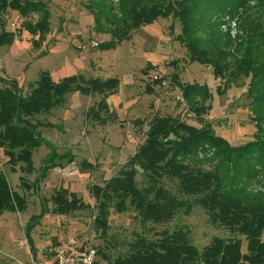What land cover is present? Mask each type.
Wrapping results in <instances>:
<instances>
[{
    "label": "rangeland",
    "instance_id": "rangeland-1",
    "mask_svg": "<svg viewBox=\"0 0 264 264\" xmlns=\"http://www.w3.org/2000/svg\"><path fill=\"white\" fill-rule=\"evenodd\" d=\"M45 3L49 30L43 39L21 28L26 21L34 24L40 14L22 17L10 10L4 14L5 30L17 36L11 45L0 48V88L7 86L4 80L17 79L26 95L41 72H47L55 82L77 75L86 80L115 79L117 87L106 98V106L99 113L101 120L97 118L98 113H91L99 109L101 95H84L78 91L67 94L63 103L49 114L30 119L58 155L74 158L72 163L62 160L63 167L42 177L41 169L50 156L48 147L42 144L32 151L30 173L22 170L25 163L12 166L0 149V173L6 177L10 189L24 200L22 211L0 214V264H47L53 242L67 236L91 241L113 261L128 253V244L137 236L155 240L159 232L177 229L187 231L190 242L199 251L218 237L240 240L241 250L245 252L246 241L242 235L213 223L208 213L194 203L188 211L181 209L165 224L142 223L129 202L122 213L112 204L108 207L105 231H96L93 223L99 213L89 189L92 185L103 186L123 169L144 141L150 122L157 117H178L196 128L208 125L216 136L232 146L253 140L257 129L247 97L248 79L241 77L218 94L216 89L218 85L223 86L222 80L212 75L210 66L188 60L185 47L175 39L180 33L179 23L172 18H157L135 29L129 39L113 48L101 49L97 45L110 40V35L94 30L89 0ZM250 6L248 22L260 20L264 26V11L255 9V2ZM238 16L230 19L224 15L221 20L212 17L219 23V31L230 36L232 43L228 51L233 54L236 44L245 38ZM12 22L17 23L16 28H11ZM198 34L205 38L204 32ZM155 75L162 76L167 84L161 86L154 81ZM177 83L206 85L209 99L202 104L196 100V105H206L209 109L197 116L182 99ZM211 158L212 154L207 152L186 163L210 171L215 164ZM85 162L91 163L93 169H82ZM136 181L138 187L147 184L141 169H138ZM163 184L180 199L188 198L179 193L177 180L164 178ZM61 189L74 193L80 203L87 206L67 215L53 213L54 197L58 193L65 195ZM247 189L252 194H264V183L256 178L249 182ZM67 199L70 198L67 196ZM29 222L33 224L30 232L33 246L26 237Z\"/></svg>",
    "mask_w": 264,
    "mask_h": 264
},
{
    "label": "trees",
    "instance_id": "trees-1",
    "mask_svg": "<svg viewBox=\"0 0 264 264\" xmlns=\"http://www.w3.org/2000/svg\"><path fill=\"white\" fill-rule=\"evenodd\" d=\"M45 1L50 0H0V48L11 45L17 36L4 28V14L8 10L22 17L40 14L34 24L26 21L21 28L43 39L49 30ZM253 2L256 3L255 9L264 11V0H89L94 30L110 35V40L97 45L101 49L113 48L129 39L135 29L157 18H172L173 22H178L180 33L175 39L185 47L190 62L210 66L212 75L222 80L223 86L218 85L216 89L218 94L241 77L248 79L247 97L257 129L253 140L232 146L216 136L208 125L196 128L178 117L154 118L144 141L123 169L106 180L103 186L92 185L89 189L99 213L93 223L96 231H105L108 207L112 204L117 212L122 213L129 202L142 223L165 224L171 222L181 209L188 211L194 203L208 213L213 223L242 235L246 241L245 252L241 250L240 240L218 237L199 251L190 242L187 231L177 229L159 232L155 240L137 236L128 244V253L113 261L96 247L100 258L107 264H264V194H252L247 189L249 182L256 178H261L264 183V26L260 20L248 22V11ZM224 15L230 19L239 15L240 27L245 33V38L236 44L235 54L228 51L232 43L230 36L221 33L219 23L212 18L217 16V20H221ZM200 31L205 33L204 39L198 34ZM173 80L176 81V76ZM4 82L7 86L0 88V149L12 166L25 163L27 165L22 170L30 173L32 151L45 145L50 156L41 169L42 177L57 167H63L62 160L70 164L74 158L65 159L66 154L58 155L30 119L49 114L74 91L101 95L97 104L99 109L91 111L98 113L99 119L107 96L117 87L115 79L86 80L77 75L55 82L47 72H41L30 92L24 95L17 79ZM177 86L182 99L197 116L209 109V106L201 105L209 99L206 85L177 83ZM196 100L201 102L199 107ZM207 152L212 154L210 160L215 162L210 171L186 163ZM86 168L93 169V165L85 162L82 169ZM138 169L146 175L147 184L143 187H138L136 181ZM164 178L177 180L179 193L188 198L180 199L166 189ZM61 190L65 195L58 193L54 197L53 213L67 215L87 206L80 203L74 193ZM23 208V198L10 189L6 177L0 173V214L20 212ZM32 227L31 222L26 226V237L31 246ZM57 243L53 242L51 248Z\"/></svg>",
    "mask_w": 264,
    "mask_h": 264
},
{
    "label": "built area",
    "instance_id": "built-area-1",
    "mask_svg": "<svg viewBox=\"0 0 264 264\" xmlns=\"http://www.w3.org/2000/svg\"><path fill=\"white\" fill-rule=\"evenodd\" d=\"M11 28H16L17 23L12 22ZM161 86L167 84V80L160 75L153 77ZM50 259L47 264H107L100 258L98 249L91 241H83L79 237L67 236L58 241L50 249Z\"/></svg>",
    "mask_w": 264,
    "mask_h": 264
},
{
    "label": "crops",
    "instance_id": "crops-1",
    "mask_svg": "<svg viewBox=\"0 0 264 264\" xmlns=\"http://www.w3.org/2000/svg\"><path fill=\"white\" fill-rule=\"evenodd\" d=\"M133 155H134V154H133ZM133 155H132V156H133ZM132 156H131V157H132ZM129 158H130V157H129ZM129 158H128V159H129Z\"/></svg>",
    "mask_w": 264,
    "mask_h": 264
}]
</instances>
